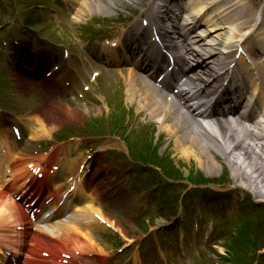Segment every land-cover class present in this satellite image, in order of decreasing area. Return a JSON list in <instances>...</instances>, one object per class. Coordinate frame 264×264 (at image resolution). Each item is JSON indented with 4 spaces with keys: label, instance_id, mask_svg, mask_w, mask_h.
I'll use <instances>...</instances> for the list:
<instances>
[{
    "label": "bare ground",
    "instance_id": "obj_1",
    "mask_svg": "<svg viewBox=\"0 0 264 264\" xmlns=\"http://www.w3.org/2000/svg\"><path fill=\"white\" fill-rule=\"evenodd\" d=\"M112 1L114 6L123 5L126 3L125 0ZM241 1L242 0H201V3L196 5L197 8L203 10L210 6L215 7V5H220L216 9V16L211 15L209 18V20H216V22L212 21L215 28L210 29V32L222 30V34L219 35H223L225 37L226 42L221 47L223 48V52H225L226 54L230 53L233 45H237L242 39L245 38L248 33L250 34V32H256L257 27H259V31L262 32L259 37H257L258 35L253 39L249 37V40H246L244 42V46L246 47L245 55L240 59L238 70L235 71L236 75L232 72V75L226 79L227 81H224L223 78L225 75H227L228 71H226V69H224L223 67L218 68L216 79H214L215 87L211 90V93L217 94L220 92V95L217 96H219L218 101L222 103L240 102L241 97L237 95L242 94V91L240 92V89H242V87H245L244 84L243 86L242 84L237 85L240 82L238 79V71H240L241 65L244 68V72H246L245 74L248 75L247 79L250 82L251 88L255 92H257L258 89H256L255 85L260 84L259 89H264V71L263 73L261 71V77L259 74L258 79L256 78L255 72L259 73V71L252 68L253 56H259L257 54L259 52L255 48L256 45L259 49L263 50L261 57L258 59V62L264 69V7L261 10L262 3L260 6V4L256 3L254 0H248L247 4H244ZM69 3L72 4L73 1L69 0ZM79 5L81 9L79 6H77L76 8H78L77 13L81 18L83 17V14H104L108 13L110 11L109 9H111V7L105 6L106 4L103 2V0H79ZM163 5L166 8L164 9L163 13L165 14L169 12V8H167L169 5L168 1H163ZM259 11L261 12L260 14ZM160 13L161 12L157 13V18H162L160 19V23L163 24L164 18L161 15L159 16ZM205 17L202 18V21L205 20ZM72 19L75 20V18ZM149 19H151V24L155 20L153 16H151ZM192 20L194 21L185 23L184 28L181 29L182 34L185 36V39L189 30L194 29V26L200 22V20L196 21V18ZM224 22L225 25L227 24L229 26L227 32H223V30L227 29V27L222 26ZM155 28L159 30V32H161L162 37H164L165 34L166 36H168L169 32L167 29H164L163 27L159 29L157 27ZM153 35L154 32L151 33V31L148 30V33L145 37V31L139 30V26L134 33L128 34L127 41H129V46H127L134 56H138V64L144 63V61H146V57L148 55H153L154 53L162 57V61L164 60V58L166 59L163 51L159 48H156V43L151 40ZM155 35L157 36V33ZM192 37L194 38L192 39L194 40L193 43H188L189 39H186L183 47V49L187 51V54H191V57L180 56L177 53V47L173 49V52L178 54L184 65H188L187 68L192 66V61L198 63L199 65L205 66V68H208L209 64L204 59L203 54H213L215 48L208 49L203 44H196L197 42L201 41L199 40L201 39V37L194 35ZM191 45L197 46H195L194 48H189V46ZM118 46H121L126 54L131 55L129 52H127V48L124 46V43L122 44V42H120L118 43ZM95 47L98 49L99 45ZM238 49L236 50V53L238 52ZM106 53H108V55L105 58L104 56ZM106 53H100L99 58L102 60H107L108 64L111 63L113 65H117L116 62L119 61L118 52L109 49V51ZM219 54H221V52ZM245 57L250 60V65L246 64ZM191 58L192 60H190ZM213 59H215L214 62L217 66H225L226 64V62H221L218 56L214 55ZM135 71L136 70L132 69L130 73H128L129 76L126 79V82H124L122 86L119 85L116 88L123 87V89L125 90V94L127 95V99L129 100V106H132L134 103L139 105L141 112L147 113L151 117V119L161 124V127L164 129L166 136L169 135L175 139V147H177L176 154H180L182 157L188 158L189 161L191 159H195L200 167H203L205 170L207 168L206 172L208 173V175H210L209 172H211L212 169H215L218 166L216 161L218 157H223L224 165L229 167L232 176L235 178L234 180L236 182H240V184H237L235 181L234 183H230L233 185V187L245 191L248 190L249 185L250 187H252V192L250 195L251 197H258V195L261 197L264 196V146L260 148L256 143V140L261 136L264 139V127L263 131H261L263 134H257L254 133V131H245L243 133V130H245L244 128H238L237 126H234L233 123L230 124L228 122L217 121L216 123L208 127L198 124L192 117L189 116V111L186 113L182 110V104L180 103V100H175L174 98L163 96V94L159 93L155 88H151L148 84L142 81L141 77ZM195 78L199 79V76H196ZM203 84L204 86L208 85L207 83ZM228 86H230L229 89L225 88ZM198 87L199 84L194 87V92L196 94L200 90ZM261 104L262 103H258V106L260 107ZM91 108H88L86 104H83L81 102H79V104L77 105L69 102L58 105L52 104V114H48L50 119L47 116V119L50 123L49 127H55V124H57L58 121L61 122L62 118H59V116L64 114L72 116L74 120L83 119L84 117H89L92 114L101 115L103 109L102 107L100 108L92 106ZM47 112L45 111L44 113L47 114ZM54 113L58 114V116H55ZM129 123L131 125L133 124L131 120H129ZM245 137L250 138L251 142H242L243 138ZM132 138L134 141L138 140L139 142H141L143 146H146L147 144L140 140L137 137V134H133ZM258 147L260 148L261 153L259 152ZM229 156L230 161H226V158H228ZM157 157L158 159H160V161L163 162H166L167 160L165 155H159ZM249 175L254 177L253 181L248 179ZM246 179H248L251 184H249ZM112 181L115 184L112 183L111 186L106 189V193L108 196H113L116 192L114 190L120 187V178L116 180L115 176ZM97 183L98 185H100L99 182ZM0 194L3 195V197L0 196V206H2L4 209L0 214V225L3 224L4 227L5 225H9L10 222L20 221V219H22V213L20 212L18 205H16L10 198H7L3 193ZM81 208L84 209V207ZM87 210L88 208L76 214L71 222L74 223V221L76 220L80 223L87 222L90 219ZM249 213L250 212H247L246 214ZM102 217L106 218L105 216ZM108 219L112 220L110 218ZM109 220L106 219L109 225L118 230L124 236L126 235L127 231L123 228L118 220H112V223ZM250 224H254V222L249 220L237 227L236 230L238 231L239 239H242L246 231L245 229ZM253 227L254 229H256L257 225L254 224ZM0 237L5 240H9L11 236L7 234H0ZM259 244V241L251 240L248 243V248L253 252L258 248Z\"/></svg>",
    "mask_w": 264,
    "mask_h": 264
},
{
    "label": "rangeland",
    "instance_id": "obj_2",
    "mask_svg": "<svg viewBox=\"0 0 264 264\" xmlns=\"http://www.w3.org/2000/svg\"><path fill=\"white\" fill-rule=\"evenodd\" d=\"M25 1V0H23ZM36 1H40V0H36ZM103 2L106 4L105 6L111 7V9H109L110 11L108 13H104V14H97V15H89V14H83V17L80 21L86 22V20L88 19H93V22H90L89 24L86 22L84 25L80 26V28H78L76 30L74 24H72V30H75V37L70 41L72 44L76 42V37H81L83 34L80 33L79 31H84L85 29H87V27L93 25V23L97 22V20H108V19H112L111 22H113L115 19L116 14H118V9L116 6L113 5V1L112 0H103ZM257 3H263L264 6V2L263 0H256ZM242 3H245V0H242ZM3 6H6V2L2 1ZM14 3H10V5H13ZM132 8V5H129L127 8H123L124 10L119 13L122 14V16H120L119 21L116 23L119 24L120 22H122L123 20L126 19V17L124 16H128L130 12H132L133 10L130 9ZM2 14V13H1ZM3 18L7 15V14H3ZM108 15V18H105V16ZM113 15V16H110ZM264 17V16H263ZM76 22V21H74ZM225 25V24H224ZM107 28H105L102 31H105ZM46 31V30H45ZM100 32V31H98ZM226 32V31H223ZM47 33V31H46ZM96 32H92L90 34H93ZM88 34V35H90ZM222 34V31H218L216 33H214L212 35V41L215 42L216 47L223 43L225 41V37L223 35H219ZM95 36V35H93ZM222 36V37H221ZM214 44V43H213ZM222 45V44H221ZM221 46H218L217 48H220ZM215 48V47H213ZM215 48V49H217ZM216 50H214L215 52ZM218 51V49H217ZM124 75V76H123ZM119 78H122L124 80V77L127 76V74H121V75H116ZM99 82V79L97 80ZM100 83V82H99ZM91 86V85H89ZM99 88L95 87V86H91V90L89 91V93L87 95H92L93 97H95V95L99 96ZM83 103V102H82ZM85 103L87 104L88 108H91L94 105H99L101 106V104L103 103V101L101 100V102H96L92 97L90 99V101H85ZM108 104V103H107ZM106 103L103 104V106H101L103 108V112L101 113V115L98 114H92L89 117H84L83 119H80L74 123H67L64 119V116L62 117V115L59 116V118H62L61 122L58 121L57 124H55V127L57 128H62L65 129L66 126L69 127L70 124H73L74 126L80 127L82 126V124H84L83 126H85V124H91L92 123V119H97V121H100L102 114L105 113H115L118 112L119 107L118 106H112V107H106L107 105ZM92 109V108H91ZM119 114V113H117ZM78 119V118H77ZM73 122V121H71ZM82 123V124H81ZM158 128L160 129V126L157 125ZM157 126H153L150 130H148L146 133L147 134H152L153 137L157 130ZM55 127H52L55 128ZM87 130V129H84ZM167 145V143H166ZM165 145V146H166ZM164 146V147H165ZM176 148L175 144L172 146L173 149V153H172V158H174L173 161V165L177 171L178 175H181L184 179H188L191 180V178H195L196 180H201V179H205L206 177L209 178H215V179H221L224 182L227 183H234V177L232 176L231 170L229 169L228 166L224 165V160L223 157H218L217 161V167L215 169H212L210 173V175H208L207 168L206 170L203 167H200V165L195 161V159H191L189 161L188 158L186 157H182L180 154H176ZM226 161H230V156L228 158H226ZM147 179V176L144 175L143 172H138L137 175V181L141 182V183H145ZM240 179V178H237ZM248 179H250L251 181H253L254 177H252L251 175H249ZM247 180V182L249 184L250 181ZM236 182V181H235ZM237 184H240V182H236ZM137 185V195L138 196H142L140 192L141 189L139 188L138 183H136ZM248 188L252 190V187H250L248 185ZM177 186L174 185H169V192L174 195L177 192ZM239 194V192H237ZM242 195V194H241ZM263 195H264V191H263ZM197 196L199 197V194H197ZM258 197H260V200H264V196L261 197L258 195ZM143 199H146V195L143 196ZM257 200V198L255 199V201ZM232 203L231 198H227L225 204L227 205V207H229V205ZM104 204V203H103ZM210 204V202L208 203ZM105 205V204H104ZM240 204H236L235 207L233 208L234 210L231 211L230 209L224 211V212H217L216 215L214 217L212 216H206V215H200V218L198 220V224L201 227H204V231L206 233H209L210 230H212L213 226L217 225V220H221L219 217H226L228 215H235L238 212H240V209H238V206ZM194 210L197 212L198 211V206L195 205ZM207 210H209V212L211 211L210 209L207 208ZM196 212H193V214L187 213L189 214V225H187L183 230L185 231V229L189 230L188 234H191L193 232H195L193 230V228L195 227L196 223L195 222V217L199 216V214H197ZM110 215H112L111 213H109ZM260 217L264 218V210L260 211L259 214ZM127 218V216H126ZM142 219H145L144 224L148 225L149 223V219L143 215ZM229 220V219H228ZM235 220V219H233ZM123 224H121L122 226H124L127 230H128V236L131 239H139L142 237V233H141V228L140 226L138 227V224H135L133 222H135L133 219H130V222L127 219L123 218ZM223 221V219H222ZM225 221V220H224ZM165 220H164V224H165ZM163 223H161L162 225ZM226 223L221 224L220 228L223 229L224 225ZM213 225V226H212ZM166 226V224H165ZM76 227H73L72 225L67 226V229L64 230L65 235H64V240L59 241L58 243L55 244V249H59L60 251L63 252H71L73 254H77V256L83 255V258H80L82 260H84L85 262L87 260L90 261H94L96 262V259L94 258H86L87 256H93V255H97V253L101 251H104L105 254H108V256L111 258L110 259V263L109 264H133L134 259H135V264H204V262H212L213 257L217 255V249L211 248L209 246V243H205V238L204 240L201 239L202 244L198 245V243L195 245L194 243H192V239L193 238H186V243L189 244V246L187 247L190 250V255L188 258H183L181 255V239L180 236L177 232L175 231H169V230H165L161 232V235L159 236L160 240H168V247H166V249H164V245L162 244L160 247H162V251L155 253V246L151 245L148 246L147 248H144L143 250V246H138L139 245V240L135 243H132L129 245V247L124 248L123 244L125 242H123L121 239L117 238L114 234V232H112L111 230H107V232L97 235L98 233H94L93 231H87L85 233H83L84 239L86 240V242H89L90 245L87 246L86 248H84L83 245H81V249L80 251H78V247L73 248L72 247V243L73 241L77 240L76 238H80L78 236V234L75 232V234H73V239H71V237L68 236L69 233H74ZM219 229H217L218 231ZM79 231V230H78ZM111 233L113 236L116 237L115 241L111 240ZM180 233V232H179ZM186 233V232H185ZM196 233V232H195ZM259 236L261 239H264V229H260L259 230ZM181 234V233H180ZM185 234V235H188ZM213 234H211L212 236ZM93 236H97L99 237V242L95 241ZM182 236V235H181ZM166 237H168V239H166ZM214 237V236H213ZM68 239L65 240V239ZM82 239V238H81ZM224 236H221L219 238H215L216 243L218 242H224ZM170 241V242H169ZM264 241V240H263ZM78 242H81V240H78ZM179 246H178V244ZM225 243V242H224ZM233 245H235L236 243L233 242L231 243ZM210 247V248H208ZM107 256V257H108ZM258 262V261H255ZM259 264H264V251L261 252L260 255V259H259Z\"/></svg>",
    "mask_w": 264,
    "mask_h": 264
}]
</instances>
